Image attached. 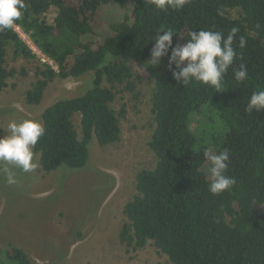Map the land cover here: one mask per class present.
Masks as SVG:
<instances>
[{"label": "trees", "instance_id": "1", "mask_svg": "<svg viewBox=\"0 0 264 264\" xmlns=\"http://www.w3.org/2000/svg\"><path fill=\"white\" fill-rule=\"evenodd\" d=\"M25 9L15 25L50 62H42L14 29L0 31V94L17 71L14 59L36 60V81L26 92V102L42 103L56 79L80 78L94 73L91 86L81 95L62 99L41 115L45 134L35 151L44 172L62 166L80 169L90 158L89 144L101 147L121 138L119 114L111 104L117 87L135 92V71L147 70L154 80L153 114L156 128L150 147L157 157L153 169L136 176L138 194L124 207L127 222L120 240L133 249L155 246L170 264H264V112L245 111L253 92L264 90V0H191L184 9L161 12L145 0H24ZM123 9V18L109 25L111 34L101 43L85 40L94 33L100 12ZM57 10L52 23L46 19ZM240 9L238 18L230 10ZM218 10L223 15H218ZM239 32L234 47L237 58L217 93L199 82L179 84L169 71L168 59L158 67L149 59L155 32L173 28V45L183 44L191 31ZM246 40L244 49L239 39ZM145 64V65H144ZM245 64L248 79L238 83L234 69ZM108 84L107 87L105 84ZM137 95V93H136ZM213 109L211 129H192L194 117ZM79 115L81 134L73 118ZM207 134V136H206ZM1 137V136H0ZM230 154L227 175L236 183L220 195L209 192L211 179L204 171V152ZM0 264H34L23 249H0Z\"/></svg>", "mask_w": 264, "mask_h": 264}, {"label": "rangeland", "instance_id": "2", "mask_svg": "<svg viewBox=\"0 0 264 264\" xmlns=\"http://www.w3.org/2000/svg\"><path fill=\"white\" fill-rule=\"evenodd\" d=\"M82 0H68L78 5ZM240 9L230 10L229 16L238 18ZM57 10L46 14L49 23ZM123 18V9L116 5L98 14L93 24L94 33L85 40L101 41L111 34L109 25ZM14 29L31 47L42 62H50L22 30ZM264 41V40H262ZM36 60L14 59L10 50L7 67L17 73L8 79V87L0 94V136L8 134V124L32 119L43 124L41 115L55 102L84 93L92 84L94 73L80 78L56 79L47 89L38 106L26 102V92L36 81ZM133 82L135 92L117 87L112 108L119 116L121 138L118 142L101 147L93 139L89 144L90 158L86 166L71 169L62 166L56 171L44 172L40 154L36 153L37 167L30 173L17 174L18 183L8 185L5 168L0 163V249L18 247L30 256L34 264H170L168 258L149 245L133 249L123 244L120 233L128 221L125 205L137 194V174L153 169L157 157L150 147L156 128L153 108L154 80L147 70L137 69ZM107 87L109 85L105 84ZM137 93V95H136ZM213 109L208 114L194 117L192 129L203 133L211 129ZM80 116L73 118L81 134ZM207 136V134H206ZM210 161L204 171L210 177ZM264 212V204H256Z\"/></svg>", "mask_w": 264, "mask_h": 264}, {"label": "clouds", "instance_id": "3", "mask_svg": "<svg viewBox=\"0 0 264 264\" xmlns=\"http://www.w3.org/2000/svg\"><path fill=\"white\" fill-rule=\"evenodd\" d=\"M145 3L156 10L167 12L169 9L180 11L190 4L191 0H145ZM23 9L24 0H0V31L12 29L20 19ZM218 15H223V12L218 10ZM238 32L239 29L234 26L225 38L222 31H191L183 44L174 46L173 37L177 35L176 31L173 28H161L155 32L154 39L151 37L152 47L145 64L158 67L162 60L167 58L169 71L179 84L187 86L195 81L222 93L225 75L237 58L234 42ZM238 46L241 50L245 48L246 40L243 36L240 37ZM234 77L238 83L248 79L245 64H240L238 70L234 69ZM245 111L248 114L264 112V90L252 93ZM44 134V126L36 120L9 122L8 134L0 137V163L12 166L4 169L8 185L18 183L17 174L13 169H19L22 173L35 170L37 165L34 162V148ZM204 156L211 164L209 192L212 195H220L230 191L236 181L226 174L230 162L228 150L218 154L205 151Z\"/></svg>", "mask_w": 264, "mask_h": 264}]
</instances>
